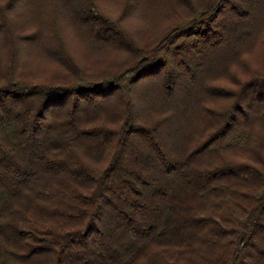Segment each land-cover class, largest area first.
Returning <instances> with one entry per match:
<instances>
[{"label":"trees","instance_id":"1","mask_svg":"<svg viewBox=\"0 0 264 264\" xmlns=\"http://www.w3.org/2000/svg\"><path fill=\"white\" fill-rule=\"evenodd\" d=\"M0 264H264V0H0Z\"/></svg>","mask_w":264,"mask_h":264}]
</instances>
